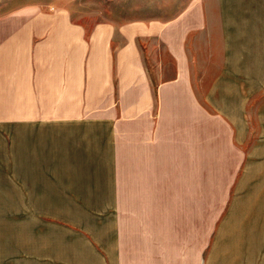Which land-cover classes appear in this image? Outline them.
<instances>
[{
  "label": "crops",
  "instance_id": "0c3cea01",
  "mask_svg": "<svg viewBox=\"0 0 264 264\" xmlns=\"http://www.w3.org/2000/svg\"><path fill=\"white\" fill-rule=\"evenodd\" d=\"M198 15L0 31V264H264V0Z\"/></svg>",
  "mask_w": 264,
  "mask_h": 264
},
{
  "label": "rangeland",
  "instance_id": "374dc122",
  "mask_svg": "<svg viewBox=\"0 0 264 264\" xmlns=\"http://www.w3.org/2000/svg\"><path fill=\"white\" fill-rule=\"evenodd\" d=\"M214 0H0V31L8 33L18 21L30 13L65 9L70 16L82 20L86 26L104 20L117 23L143 22L153 26L159 36H168L172 30L184 32V21L198 19L199 7ZM144 55L164 62L165 75L172 73L166 43L160 38L147 39ZM195 73L203 69L195 68Z\"/></svg>",
  "mask_w": 264,
  "mask_h": 264
}]
</instances>
